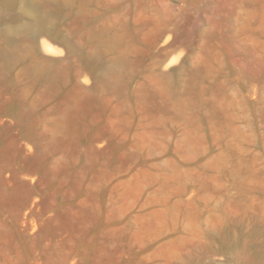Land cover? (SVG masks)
Segmentation results:
<instances>
[{"label":"rangeland","instance_id":"rangeland-1","mask_svg":"<svg viewBox=\"0 0 264 264\" xmlns=\"http://www.w3.org/2000/svg\"><path fill=\"white\" fill-rule=\"evenodd\" d=\"M0 264H264V0H0Z\"/></svg>","mask_w":264,"mask_h":264},{"label":"bare ground","instance_id":"bare-ground-1","mask_svg":"<svg viewBox=\"0 0 264 264\" xmlns=\"http://www.w3.org/2000/svg\"><path fill=\"white\" fill-rule=\"evenodd\" d=\"M29 50L33 51L32 48H29ZM25 53H26L25 51L17 49L15 52H13L12 58L14 59V61H19V60H21V58L24 57ZM48 69H49V67L47 65H44V64H40L37 68V70L40 72H47Z\"/></svg>","mask_w":264,"mask_h":264},{"label":"water","instance_id":"water-1","mask_svg":"<svg viewBox=\"0 0 264 264\" xmlns=\"http://www.w3.org/2000/svg\"><path fill=\"white\" fill-rule=\"evenodd\" d=\"M172 47H173V45H171V46L165 48L164 51H167V50H169V49L172 48Z\"/></svg>","mask_w":264,"mask_h":264}]
</instances>
